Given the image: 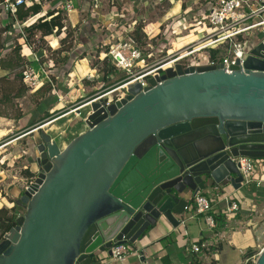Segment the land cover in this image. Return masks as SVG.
<instances>
[{
    "label": "water",
    "instance_id": "95a60500",
    "mask_svg": "<svg viewBox=\"0 0 264 264\" xmlns=\"http://www.w3.org/2000/svg\"><path fill=\"white\" fill-rule=\"evenodd\" d=\"M230 69L177 63L144 88L133 81L121 100L91 102L86 130L63 148L40 129L0 264H96L163 220L179 228L208 186L239 189L236 158L264 161V42Z\"/></svg>",
    "mask_w": 264,
    "mask_h": 264
},
{
    "label": "crops",
    "instance_id": "0c3cea01",
    "mask_svg": "<svg viewBox=\"0 0 264 264\" xmlns=\"http://www.w3.org/2000/svg\"><path fill=\"white\" fill-rule=\"evenodd\" d=\"M34 1L42 3V11L30 16L24 22L15 19L17 24L12 26L8 31L3 32V34L9 36L11 33L15 32L17 35V32L21 30L24 25L36 19L33 18L34 16L44 14L48 9H51L49 8L50 5L53 6L52 8L55 7V9L60 10L57 7L65 0H45L44 4L42 0H26V3L30 4ZM154 1L160 4V6H164L162 14H159L156 20H147L146 16H143V18L139 20L140 23L143 24L142 29L145 32L147 46L149 47L146 48V53L144 55L143 63L145 66L159 61L165 53L167 55L174 50L185 48L199 38L205 36L209 31V27L206 24V15L213 3V0ZM74 3L75 8L71 12L72 14H69L68 21H70L72 26L78 24L77 29H79L80 24L78 17L80 13H84L91 6V0H74ZM10 15L16 18V15ZM130 22L131 24H129ZM136 22L135 18L125 22L124 27L127 34L131 32ZM7 23L10 22L5 20L4 14L0 9V28H4V25ZM92 26H94V24ZM81 32L84 34V45H86L87 48H89V46H92V48L96 46L97 33L86 32V30L82 31V28H80V33ZM249 33L250 36L244 34V36L239 37L242 38L245 43L249 42L251 44L252 32ZM54 35L57 36V39L54 45L51 44V47L55 50L60 47V40L62 36L65 35V30L63 29L60 34L54 32L48 36ZM17 40L18 43L21 44L22 54L31 61L30 65L32 66V62H36V69L33 68V71L39 72L38 75L41 77V67L36 59V55L34 54L35 59L32 60L24 51V47L33 51L32 46L27 44L22 37H18ZM91 40L94 42L93 45H91ZM6 46H9L8 42H6ZM224 46L227 49V44L221 45V47ZM252 46L251 44V47ZM69 50L71 51V48ZM207 52H209V50L199 55L207 59V56H205ZM66 53H69V51H63L62 56ZM80 61L83 63L82 68H80L81 70L76 67V63L74 66L75 68L73 67V70H70L71 72L66 71L67 75L70 77L67 85L69 87L74 85L73 89L77 90V94L85 96L89 93H84L85 87L90 86L91 89H96L97 86L87 84L82 78L83 74L79 76L80 71H83L85 68V72L89 68V62L86 57H81ZM3 72L5 71L0 69V74ZM45 81H50V78L48 80L42 79L36 87L39 88ZM45 102H36L33 104V108L28 111L22 107L20 109L21 115L17 119L12 115L0 116V137L10 132H13L11 136H15L8 141V143L3 146L4 149L0 151V155H2L0 158L2 167V169H0V207L8 209L13 208L15 206V200L21 195L20 189L29 179L24 174V171L29 169L33 173L34 170H37L34 160L37 155L35 142H37L36 140L39 137L38 130L43 129L45 126L39 128V125H37L40 122V118L46 112L55 114L57 110L60 111L61 108L64 107L63 103L48 102L47 100ZM87 108V106H84L80 110V115H76L73 111H68L55 116V120L46 124V129L43 131L48 133L56 141V137L59 135L62 141L67 137L69 140L73 139L87 128L84 122V117L89 111V108ZM82 110H85V112H82ZM71 113H73L71 122L65 127L56 124L58 121H56V119L58 117V119H60V117L65 114ZM58 131H60L59 134H57ZM9 147L11 148L10 150ZM60 147L62 146L60 145ZM23 155L26 156V159L23 160V158L22 166L16 169L14 164L16 161L18 162V159L20 160ZM33 174L34 176L36 175V173ZM255 177L256 180L253 181L252 184L247 186L242 185L239 189H234L230 184L219 189L208 186L204 191H200L199 193H205L208 196L212 204L211 211L197 213L193 210L195 206H192L185 215V223L183 225L181 224L179 228H174L166 220H163L158 226L150 228L144 237L139 238L136 243L131 246L135 249L143 250L149 264H164V260L166 259L169 261V264H244L246 259H252L253 252L256 248L264 246L263 160L256 159ZM232 201L237 203V208L228 210L229 204ZM21 209V207L17 206L15 210L17 215L22 214ZM219 213L226 215V224L216 229L214 218L213 225H211L206 217ZM195 241L200 245L201 250L199 252L193 251L190 246L191 243ZM99 257L101 260H96V264H139L140 261L138 253L134 250L126 255L124 261L113 258L111 255L107 254V251L100 253Z\"/></svg>",
    "mask_w": 264,
    "mask_h": 264
},
{
    "label": "built area",
    "instance_id": "2783aa9c",
    "mask_svg": "<svg viewBox=\"0 0 264 264\" xmlns=\"http://www.w3.org/2000/svg\"><path fill=\"white\" fill-rule=\"evenodd\" d=\"M24 3H26V0H1L0 6L3 7L6 12L15 15L17 8ZM57 8L60 10L63 9L62 11L65 10L66 12H70L74 8V0L64 1L63 4ZM263 14L264 0H213L206 15V24L209 27V31L205 36L199 38L185 48L174 50L154 64L146 66L143 63L146 52L141 48L139 43L131 38H119L110 45H107V51H105V48L103 56H107L117 70L121 69L125 72V78L111 86L98 90L97 88H94L96 91L93 95L87 97L84 103L71 109V111L79 109L77 114L80 115V110L84 106L89 108L90 103L93 101L103 99L102 104L107 106L117 100H121L128 93L127 85L129 83L139 81L142 88H144L148 85V77L153 76L156 73H162L168 67L174 68L177 63L182 64L184 68L190 65H202L198 64V61L201 60L199 54L208 50L209 52L205 55L207 56L206 64L222 63L227 71H231L230 67L232 65L238 64L239 66H242L248 51L244 50L245 42L239 36H244V34L246 35V33L255 28L264 29ZM130 34H132L131 36L135 34V28L131 30ZM261 41L264 42V38ZM222 44H227L226 53L222 56L221 60L216 61L211 58V49H216ZM26 77L27 72L24 76L25 82ZM92 77L94 76L89 73L84 76L83 80L97 87L102 85L94 80L95 78H98V76H95L94 78ZM6 144L7 143L1 144L0 148ZM236 160L240 164V171L243 175L242 184L246 186L252 184L253 181L256 180V160L248 156H238ZM0 169H2L1 164ZM194 206L197 213L212 210L211 201L205 193H198L195 196ZM236 208L237 203L232 201L229 204L228 210H234ZM206 218L207 221L213 225V216L208 215ZM182 223H185V219ZM190 246L195 252L201 250L200 245L196 241L192 242ZM263 247L260 248V251ZM132 250L138 253L140 257L139 264H149L145 252L143 250L135 249L128 243L114 244L111 247V256L117 260L124 261L126 255ZM249 261V258L246 259L244 264H248Z\"/></svg>",
    "mask_w": 264,
    "mask_h": 264
},
{
    "label": "rangeland",
    "instance_id": "374dc122",
    "mask_svg": "<svg viewBox=\"0 0 264 264\" xmlns=\"http://www.w3.org/2000/svg\"><path fill=\"white\" fill-rule=\"evenodd\" d=\"M65 1H68V0H65ZM42 2L44 4L45 0H42ZM62 4L63 3H61V5ZM52 7H53L52 5L49 6V8H52ZM74 8H75V3H74ZM74 8L70 12H66L65 10H64L65 12L64 11L62 12L64 14L62 16L65 17L64 25L67 27L69 31L72 32L71 38H73V39H70V37H68L69 39L66 42V44H68V42H70L71 44V51L69 50V53H66L67 54L66 60L61 61L59 59L60 57L58 56L57 51H53L54 49H52L51 47V44L54 45L57 39V36L55 35L46 37L44 39L45 42L41 41L38 37L31 40L30 43L32 44L31 46L33 48V51L28 50L27 47H24V51L30 59L32 60L35 59V55H36L37 61L39 62L40 67H41L40 69L41 77L38 75L39 72L33 71V68L36 69V66H35L36 62H32V66L31 65L27 66L26 68L27 77L25 79L26 80L25 83L31 88L30 89L31 91L25 94V96L21 97V99L15 98V99L5 102L4 107L0 105V109L4 112L6 116L16 115V113L18 112L17 109H15L16 105L18 109H21L23 107L27 109L28 111L33 108V104H35L36 102H40V101L45 102L46 100L48 102L63 103L64 107L61 108L63 111L60 112V114L71 111V109H74L75 107L81 105L82 103H84V101H86V97H85L86 95L85 96L78 95L77 90L73 89L74 85H72V87H69L67 85L70 77L69 75H67L66 71L73 70V67L76 65V63H77L76 67L78 69L82 68L83 63L80 61V58L86 57L89 62V65H88L89 68L84 72L85 68L83 67L84 69L83 71L79 72V76L83 74L82 78H84V76L89 73L92 74L94 77L98 76V78H95L94 80L97 81L98 84H100L101 83L100 78L102 76V72H101L102 67H101V63L97 62L98 61L97 53L99 52L100 54H102L99 56V58H102L105 47L107 45H110L111 43L115 42L119 38L121 39L130 38L132 34L126 33L125 27H124L125 22L131 20L132 18H135L137 22L135 23L134 28L137 26H140L141 28H143L142 27L143 24L140 23L139 21L140 18H143V16H146L147 20L149 19L156 20L158 18V15L162 14V12L164 11V6H160V4L156 3L154 0H91V6L84 13H80V16L78 17L80 28H82V31L86 30V32L89 31V32L97 33L96 46H94L93 48L92 46H89V48H87V46L84 45V34H82L83 32L80 33V28L77 29L78 24H76L75 26H72L70 21H68V16L69 14H72L71 12L74 10ZM3 14H4V18L6 21L13 23L12 26H15L17 24L16 20L11 15H9L6 11H4ZM33 18H37V16H34ZM93 24L95 27L92 26ZM129 24H131V22ZM1 29L2 28H0V42L2 41H4L5 43L8 42L9 46H6V49H8V52H9L10 51L9 49L13 48V44L18 42L17 40L18 37L16 36L15 32L7 36L1 33L2 32ZM142 31L144 32L143 29ZM250 32H252L251 40L253 42L251 41V44L253 46L259 43L264 38V29L255 28L251 30ZM246 36H250V33L249 32L246 33ZM93 44L94 42L91 43V45ZM251 44L249 42L245 43L244 50L249 51L251 49ZM147 47L148 46L145 45L141 48L144 49L146 52L145 48ZM155 54H158V53H155ZM165 55L166 53L161 58L165 57ZM199 57L201 58V60L198 61V64H202V65L206 64V59L202 58L203 56L201 55H199ZM109 61L111 63V60ZM125 74H126L125 72L119 69L117 70V75H114V77L111 80L114 81L118 79L119 77L124 76ZM49 78L53 79L52 89L50 91H45L43 89L42 92L45 94V96L43 95L44 97H41L40 94H31V92L37 88L36 86L39 84V82L42 79L48 80ZM85 88L86 89L84 93L94 90V89H91L90 86L85 87ZM85 110H82V112H85ZM73 112L76 113L77 115V112L79 111L75 110ZM60 114L57 113L56 115L55 114L54 115L57 116ZM72 115L73 113L67 114V115L65 114L64 116L60 117V119H58L59 118L58 117L56 119V121L58 120L56 124L65 127L68 123L71 122ZM51 119L52 120L47 118V120L44 121L42 125L39 124L40 122L37 125H39V128L45 125L42 129V130H45L46 124H49L50 122L55 120V118L54 119L51 118ZM39 131L40 130H38V133H40ZM59 133L60 131L57 132V134ZM12 134L13 132H10L5 136H1L0 145L4 143H8V141H10L13 137H15V136H11ZM56 138H57L58 143L62 147H65L71 141L68 139V137L62 141L60 135L57 136ZM3 149H4L3 147L0 148V151H2ZM10 149L11 148L9 147V150ZM1 156L2 155H0V158ZM22 159L25 160L26 156L23 155V157L20 160L18 159V162L17 161L15 162L14 165L16 169L22 166V161H23ZM21 212L24 213L25 210L21 209ZM260 248L261 247L256 248V250L253 252V257L250 261L253 262L256 260L258 252L260 251Z\"/></svg>",
    "mask_w": 264,
    "mask_h": 264
},
{
    "label": "trees",
    "instance_id": "16d2710c",
    "mask_svg": "<svg viewBox=\"0 0 264 264\" xmlns=\"http://www.w3.org/2000/svg\"><path fill=\"white\" fill-rule=\"evenodd\" d=\"M1 11L4 13L3 7L0 6ZM42 11V3L34 1L30 4L24 3L20 5L17 8L16 11V18L18 21L24 22L26 21L30 16H33L34 14H37ZM9 15L10 13L7 12ZM62 15V10H57L54 8L48 9L44 14H40L37 16V18L33 21H31L29 24L24 25L21 30L17 32V37L24 38L25 42L29 45H32L30 43L31 40L35 38H39L41 41L45 42L44 39L46 36L53 34L54 32L56 34H60V32L64 29L65 35L62 36L60 40V47L53 50L57 51L59 59L61 61H64L67 59V54L62 56L63 51H69L71 48L70 42L66 44L68 41V37L71 38L72 32L67 29L64 25V18ZM65 27V28H64ZM12 28V22L7 23L4 25V28L1 29V33L8 31ZM142 28L140 26L135 27V34L133 36H130L131 39L134 41H137L141 47L147 45L146 42V35L145 32L142 31ZM21 44L18 42L13 44V48L6 49V43L4 41L0 42V69L4 70L5 72L0 74V105L4 107L5 102L15 99V98H21L25 96V94L29 93L31 88L25 83L24 76L26 73L27 66L30 65V60H28L21 52ZM107 51V46L105 47ZM211 58L214 60H221L222 56L226 53V47H218L216 49H211ZM4 53V54H2ZM98 56V63H101V84L98 89L111 86L122 79L125 78L124 76L119 77L116 80H111L114 75H117V68L110 63L107 56H103L102 58H99L100 54L97 53ZM96 65V64H94ZM51 81V82H50ZM50 81H45L39 88H36L31 94H40L41 97H44L45 94L42 92L43 89L45 91H50L52 89L53 79H50ZM85 81V80H84ZM88 84V82H87ZM96 90H92L88 93L85 97H89L93 95V93ZM44 95V96H43ZM17 113L14 116L16 119L20 117L21 111L17 107ZM63 110L60 111L57 110L55 115L57 113L60 114ZM54 114H51L49 112H46L41 118L40 123L42 124L44 121L49 118H54ZM0 116H6L4 112L0 109ZM24 174L30 178L34 174L29 170L26 169L24 171ZM17 206H14L11 209L0 207V238L15 224V219L17 217L16 213ZM195 210V207L194 209ZM213 218L215 221V228L219 229V227H223L226 224V215L225 214H213ZM164 264H169V261L166 259L164 260ZM248 264H253L252 261H249Z\"/></svg>",
    "mask_w": 264,
    "mask_h": 264
}]
</instances>
